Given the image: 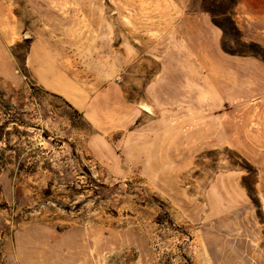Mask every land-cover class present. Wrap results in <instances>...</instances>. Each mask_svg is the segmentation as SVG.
<instances>
[{
	"label": "rangeland",
	"instance_id": "1",
	"mask_svg": "<svg viewBox=\"0 0 264 264\" xmlns=\"http://www.w3.org/2000/svg\"><path fill=\"white\" fill-rule=\"evenodd\" d=\"M3 3L19 32L0 75V264L26 231L58 246L44 264H209L216 220L199 215L225 172L264 238V0H37L34 23L27 0ZM44 37L104 112L37 84L25 57ZM157 81L165 90L148 89ZM170 109L194 124V138L174 140L175 162L153 146ZM139 131L149 154L128 137Z\"/></svg>",
	"mask_w": 264,
	"mask_h": 264
},
{
	"label": "crops",
	"instance_id": "2",
	"mask_svg": "<svg viewBox=\"0 0 264 264\" xmlns=\"http://www.w3.org/2000/svg\"><path fill=\"white\" fill-rule=\"evenodd\" d=\"M35 2L37 0H27L26 18L31 19L32 23L37 11ZM202 21L205 27H209L207 19ZM18 27L17 21L11 17L8 4L0 0V75L13 72L12 47L18 40ZM25 67L39 86L61 96L75 111L93 118L104 112L100 106L104 102V96H90L83 86L67 74L48 38L31 41L25 57ZM159 73L163 75L169 72L166 67L163 69L160 66ZM163 86L157 81L148 86V89L162 91L165 90ZM176 105L177 99L170 95L167 106ZM182 119L179 120L172 109L170 114L155 119L159 130L154 131V137L159 142L153 145L154 149H157L159 156L170 155V162L176 160L171 157L177 152L174 140L178 137L194 138L193 120L189 117ZM132 136L138 139L137 146L144 149V154H149L151 150L145 141L146 132H132L128 137L133 138ZM161 140H165V143ZM158 162H161L160 158ZM257 186L262 187L263 184ZM260 199L264 205V194H261ZM248 206L249 196L234 173L220 174L208 186L204 194V210L201 211L198 222L210 223L216 220L203 234V248L209 264H264V238L258 230L253 229L255 222L252 212L240 211ZM19 240L21 243L18 245L16 257L9 260L10 264H44V259L58 251V246L51 244L43 233L26 231L19 236ZM53 263L56 264V260Z\"/></svg>",
	"mask_w": 264,
	"mask_h": 264
}]
</instances>
